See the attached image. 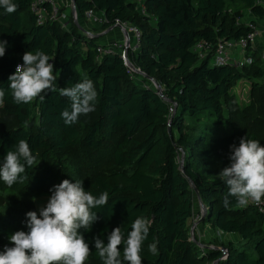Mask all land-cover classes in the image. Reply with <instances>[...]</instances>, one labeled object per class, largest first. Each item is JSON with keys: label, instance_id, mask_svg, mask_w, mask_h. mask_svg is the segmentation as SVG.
Here are the masks:
<instances>
[{"label": "trees", "instance_id": "1", "mask_svg": "<svg viewBox=\"0 0 264 264\" xmlns=\"http://www.w3.org/2000/svg\"><path fill=\"white\" fill-rule=\"evenodd\" d=\"M14 2V13L0 8V40L8 42L0 57V89L5 91L0 166L19 139L28 140L36 160L21 174L26 176L23 183L8 187L0 180V189L13 191L11 197L16 191L51 193L60 177L70 174L84 180L85 190L97 198L107 191V204L92 209L99 219L87 230L80 229L92 249L89 264H102L95 237L107 243L118 226L126 235L139 216L152 221L141 252L143 264H264V211L253 203L238 207L232 197L225 208L227 186L201 174L193 159L219 169L230 163V145H238L241 137L248 135L264 145L261 53L249 44L252 60L242 67L212 58L219 39L237 40L250 30V21L257 24L264 16V2L75 0L83 19L92 7L106 14V28L119 19L140 29L139 47H129L127 55L142 72L120 51L106 49L103 34L91 35L74 21L68 27L60 20L39 22L31 9L33 0ZM204 41L211 48L201 57L193 47ZM37 49L54 61L57 89L73 87L84 78L93 81L98 95L90 115L66 125L61 113L70 110L71 101L58 91L28 104L14 101L9 76L23 63L25 52ZM151 77L162 85L163 94ZM247 78L252 79L254 95L248 108L239 105L233 92L238 81ZM182 147L187 150L183 167L178 161ZM196 198L207 208L205 220L240 236L226 245V257L222 249L203 246L191 235ZM154 241L158 250L153 255L148 245ZM5 242L0 237V244Z\"/></svg>", "mask_w": 264, "mask_h": 264}, {"label": "clouds", "instance_id": "2", "mask_svg": "<svg viewBox=\"0 0 264 264\" xmlns=\"http://www.w3.org/2000/svg\"><path fill=\"white\" fill-rule=\"evenodd\" d=\"M0 8L7 13L16 12L14 0H0ZM8 42L0 40V57L6 52ZM50 57L37 49L23 55V64H17L14 74L9 76V87L17 104H28L44 93L59 92L71 101L70 110L64 109L61 116L66 125L77 122L83 114L95 110L97 91L91 79L84 78L73 87L57 89L54 64ZM5 91L0 89V103ZM35 156L27 139H19L7 152L0 166V180L8 187L23 183L25 167L35 163ZM230 163L217 174L228 188L224 207L230 205L229 198H235L236 206L246 207L250 203H264V145L248 135L241 137L239 144L230 145ZM45 206L26 213L28 231L19 230L10 235L12 246L0 251V264H85L92 249L80 229L87 230L99 217L92 211L108 202L109 194L104 191L97 198L86 191L83 182L64 179L55 185ZM152 221L145 216L137 217L131 223V230L125 232L121 226L114 228L107 236V243L99 236L94 238L95 249L102 264H143L141 252L148 239ZM158 241L148 245V251L156 254ZM121 246L123 257L121 258Z\"/></svg>", "mask_w": 264, "mask_h": 264}, {"label": "rangeland", "instance_id": "3", "mask_svg": "<svg viewBox=\"0 0 264 264\" xmlns=\"http://www.w3.org/2000/svg\"><path fill=\"white\" fill-rule=\"evenodd\" d=\"M71 11V9L69 10ZM84 19L79 16V22H82ZM244 21L247 20V11L246 15L243 18ZM86 21V20H85ZM84 21V22H85ZM87 22V21H86ZM84 28V27H83ZM90 30L93 35H99L101 33L106 32V27L104 25H96L90 24L87 22V27L84 28ZM124 35H121L119 40H124ZM252 79L247 78L243 80H239L236 86L234 87V95L236 96V100L240 106L243 107H251V103L254 101V95L251 92L252 88ZM154 82V81H153ZM159 83V82H157ZM156 86V83H154ZM225 103V111L228 112L226 101ZM87 115H90L87 114ZM189 122H191L189 120ZM228 131L229 126L225 128ZM90 153V152H89ZM187 156V150L185 148H180L178 152V161L179 164L183 167L185 159ZM196 157V156H194ZM196 164V167L201 174L209 178L210 180H218V173L222 170L223 167L228 166L229 163L225 164L222 168H210L205 163H203L198 157L193 158ZM63 181V177H60ZM65 179L72 180L73 182L81 180L79 176L71 177L70 174H67ZM62 181H57L61 183ZM58 183V184H59ZM13 191L1 190L0 189V237L6 238L5 243L0 244V251L4 249V246H12L10 245L9 237L16 231L24 230L28 231L27 228V217L26 213L29 211H37L42 206H45L48 199L51 196L49 192L43 193H33V194H26L25 192L16 191L14 196H9L10 193ZM207 214V208L202 206L200 200L196 198V205L195 211L193 216L191 217L190 223V232L194 238H197L199 242H202L203 246H211L217 247L223 250L224 254L222 257H226L227 249L226 245L229 243L230 240H235L236 242L239 241L240 236L234 233H227L219 228L214 227L209 221L205 220V216ZM85 264H89L86 260ZM214 264V263H213Z\"/></svg>", "mask_w": 264, "mask_h": 264}, {"label": "built area", "instance_id": "4", "mask_svg": "<svg viewBox=\"0 0 264 264\" xmlns=\"http://www.w3.org/2000/svg\"><path fill=\"white\" fill-rule=\"evenodd\" d=\"M73 3V0H69L66 5H73ZM31 9L35 12L39 22L45 20H60L66 27L70 25L71 21L78 23L79 16H81L79 11H76L75 9H72V12L68 13L65 9H63V5H61L60 0H33L31 3ZM83 17L90 24L104 25L107 22L106 14L103 11L92 7L85 10ZM248 24L250 26V30L241 38L237 40L221 38L218 40L217 44L214 46V52L212 56L216 63H234L238 67H242L244 64L251 62V56L246 53L247 48L249 44L253 45V43L256 42L255 40H257L259 37L264 40V29L251 21ZM113 27H118L125 39H113L109 41L106 43V49L120 51L125 61L128 62V49L129 47H132L133 50L138 49L141 31L131 22L122 21L119 19L116 20ZM107 29L108 28L105 30ZM86 32L93 35L88 29H86ZM209 48H211V44L207 43L206 41L199 42L193 47L194 50L199 52L201 57H204L208 53ZM236 50L240 51L239 57L234 55ZM261 56L264 59V50L261 52ZM49 63L54 64V61L50 60ZM18 64L23 63L19 62ZM156 88L160 93L163 94V87L160 83H156ZM174 105L175 104L172 103L170 106V110L172 112L175 110ZM256 206L259 207L260 210L264 211V203Z\"/></svg>", "mask_w": 264, "mask_h": 264}, {"label": "crops", "instance_id": "5", "mask_svg": "<svg viewBox=\"0 0 264 264\" xmlns=\"http://www.w3.org/2000/svg\"><path fill=\"white\" fill-rule=\"evenodd\" d=\"M69 0H60V3L61 5H63L64 9L70 13L72 12V9H73V5L70 4V5H66V3L68 2ZM264 2V0H262ZM71 9V11H69ZM86 19H84L82 22H78V24H80L82 27H87V22L85 21ZM85 21V22H84ZM257 24L262 27L264 29V16L263 17H259L258 20H257ZM103 34L102 35V38L101 40L105 43H108L109 41L113 40V39H119L122 35V32L121 30L118 28V27H108V29L106 30V32L104 33H101ZM256 42L253 43L252 45V48H255L257 51H259L260 53L264 50V40L261 39L260 37L255 40ZM240 51H235L234 55L236 57H239L240 56ZM247 53V52H246ZM249 55V54H248ZM262 57V56H261ZM262 62H263V66H264V59L262 58ZM2 103H0L1 105Z\"/></svg>", "mask_w": 264, "mask_h": 264}, {"label": "water", "instance_id": "6", "mask_svg": "<svg viewBox=\"0 0 264 264\" xmlns=\"http://www.w3.org/2000/svg\"><path fill=\"white\" fill-rule=\"evenodd\" d=\"M73 9H75L76 11L78 10V8H77V5H76V3H75V0H73ZM113 27V26H112ZM128 63L131 65V67L133 68V69H135L136 71H138V72H142V70L140 69V68H137V67H135V66H133L130 62H129V60H128ZM151 79L154 81V83H157V81L154 79V78H152L151 77ZM175 112H173L172 113V115L174 114ZM202 204V203H201ZM202 206H205L204 204H202Z\"/></svg>", "mask_w": 264, "mask_h": 264}]
</instances>
